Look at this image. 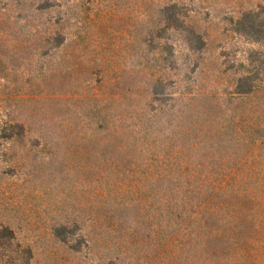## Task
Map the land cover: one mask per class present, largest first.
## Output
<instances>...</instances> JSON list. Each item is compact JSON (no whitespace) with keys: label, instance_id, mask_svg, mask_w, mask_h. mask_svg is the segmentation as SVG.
<instances>
[{"label":"rangeland","instance_id":"obj_1","mask_svg":"<svg viewBox=\"0 0 264 264\" xmlns=\"http://www.w3.org/2000/svg\"><path fill=\"white\" fill-rule=\"evenodd\" d=\"M169 1L0 0V133L11 118L36 122L38 128L42 125V130L48 131L67 116V103L74 107L82 100L77 90L86 88L85 79L91 74L94 79L105 76L117 94L122 93L127 87L123 78L130 74L139 78L143 69L148 70L141 46L149 39L156 47L155 53L165 57L167 72L158 90L162 92L161 104L169 105L168 114L173 117L172 123L166 125L167 137L181 121L186 122L187 133L178 136L177 132L168 141L170 157H174L180 142L186 146L181 165L182 191L183 184L193 181L191 188L198 179L202 193L213 179L221 186L227 182L230 188L248 187L252 212L257 204L252 197L256 187L264 186V39L258 31L264 30V25H258L264 23V0H179L184 24L167 30V39L160 40L154 26L160 17L159 9ZM246 11L250 13L248 17L244 15ZM51 27L67 34L64 44L57 38L49 39ZM190 27L205 32L206 47H192L197 43ZM150 58L152 64L153 53ZM251 88L257 90L258 100L235 99L238 92ZM238 101L240 106L247 102V111L237 112ZM189 104L192 114L184 119ZM256 123L263 129L258 136L263 147L259 139L252 142L253 138L241 131ZM8 144L7 139H0V221L15 228L17 241L47 235V219L53 215L71 218L78 212L87 220L84 231L97 236V240L113 234L106 221L109 218L97 222L95 212L107 190L118 184L110 182L108 186L101 180L100 185L97 169L88 179L71 171L61 177L57 168L53 174L49 165L42 163L45 153L40 149L29 153V162L18 168L4 156ZM156 148L160 150L162 146ZM147 156L150 167L146 184L154 188L159 167L157 161L149 159L154 158L153 151ZM25 157L20 156V161ZM45 159L48 161V157ZM120 160L118 170L122 171L126 165L125 160ZM104 167L103 175L111 172L110 180L116 181V168L109 164ZM245 174L250 175L247 180ZM99 188L104 195L97 194ZM121 190L125 193V188ZM206 197L207 192L193 198L192 207L187 202L186 207H179V200L170 215L168 231L167 227L161 230L158 210L153 216L148 213L147 197L135 202L133 208L127 202L132 212L130 236L124 245L131 255L126 264H251L253 259L242 256L239 263L234 257L220 255L210 259L203 227ZM224 211L225 207L219 214L222 216ZM166 221L167 217L164 225ZM253 233L249 224L246 235ZM113 236L109 239L115 240ZM38 245L37 259L41 264H97L106 260L108 250L114 249L116 243L91 242L72 254L73 258L54 256L51 251L55 246L49 242ZM249 245L243 247L245 256L251 253Z\"/></svg>","mask_w":264,"mask_h":264},{"label":"trees","instance_id":"obj_2","mask_svg":"<svg viewBox=\"0 0 264 264\" xmlns=\"http://www.w3.org/2000/svg\"><path fill=\"white\" fill-rule=\"evenodd\" d=\"M181 8L179 0H170L161 6L160 17L157 25L154 26L157 28L158 39H167L165 36L167 30L179 29L183 26ZM244 15L248 17L250 13L246 11ZM258 25L263 27L264 23L260 22ZM258 31L260 37L263 36L262 39H264V30ZM49 32V39L57 38L63 44L66 42V33H59L53 30V27ZM190 33L195 37L197 43V46L192 47L203 49L207 46L205 32L197 27H190ZM188 41L191 43V38H188ZM142 43L144 47L141 46V53L148 70L143 69L139 78L134 74L123 78L124 87L126 85L127 87L122 93L117 94L116 88L114 89L113 84L111 85L105 76L94 79L91 74L85 79L86 88L77 90L82 100L78 104L75 103L74 107L67 103L66 107L69 109L67 116L59 123H54L51 129L48 128L49 132L42 130V125L38 128L36 122L31 123L22 118H11L0 133V139L9 141L6 152L4 151L6 160L14 163L13 165H18V168H21L25 161L29 162V158H27L29 153L40 149L39 152L45 153L42 163L48 164L52 173L57 168L61 177L66 173L75 172V175L78 174L79 177L88 179L90 173L94 170L96 173L97 169L100 185L101 180L108 186H110V182L112 185L118 184L120 188L110 187L107 190L95 212L97 222L101 221L100 219L109 218L106 221L109 220V227L112 228L113 234L101 237L100 241L97 240V236L84 231L87 220H84L83 214L78 212V215L71 218L51 216L47 219L49 223L47 235H38L34 240L21 242L17 241L15 228L10 223L0 221V264H36L37 262L41 264L37 259V247L40 242H49L55 246V252L51 251L54 256L73 258L72 254H77L83 246H88L91 242L99 245L108 241L116 243L115 248H110L106 254V260H100L97 264H126L131 255L129 249L124 245L130 236V214L135 202L147 197L148 213L151 212L153 216L154 211L158 210L159 221L160 218L162 221V224L160 222L161 230L167 227L168 231L170 215L179 200V207H184L186 202L190 203L192 207L194 206L193 198H199L205 192H207V197L204 198L207 207L205 208L203 227L207 232L206 243L210 259L220 255L224 258L234 257L233 259L239 263L242 256L246 260L248 257L253 259L251 264H264V186L256 187L257 191L252 197L257 204L252 212L249 211L248 187L241 189L239 186H233L230 188L226 187L227 182L226 185L221 186V182H218L217 185V180L213 179V181L210 180L208 187L202 193V189L199 187L200 183L197 182L199 179H196L195 186L189 188L193 181L191 183L187 181L186 184H183L184 190L182 191L183 169L181 165L186 146L180 142L179 147L174 150L176 151L175 158L170 157L171 149L168 141L177 132L178 136L187 133L184 129L186 122L181 121L176 126L177 130L173 129L167 137L166 131L169 126L166 127V125L172 123L173 117L168 114L169 105L161 104L162 92L158 90V86L162 84L167 72L163 64L165 57L163 54L155 53L156 47L149 39ZM152 53L154 62L149 64L148 60L151 59L150 54ZM64 92L73 93L72 90ZM235 97L239 101L241 98L259 99L257 90L254 88L240 91ZM88 98L93 101L90 102ZM246 106H248L247 102L244 106L242 104L240 106L239 102L236 106L237 112H243L247 109ZM190 108L189 104L188 114L184 116V119L192 114ZM252 109L253 105L249 110ZM197 116L199 118L198 114ZM180 118H183V115ZM174 119H179V117L174 116ZM67 120L69 121L67 122ZM241 131L246 132L249 138H253L252 142H255L256 139H259L258 136L262 134L263 129L260 124L256 123ZM260 139V147H263V141ZM161 146L160 150L155 149V147ZM150 151H153L155 156L149 159L157 161L156 166L159 167L154 188H151L150 183L146 184L149 180L148 169L150 166L147 155ZM122 152H125L126 156L122 155ZM34 155L36 156V153ZM20 156H26L23 162L20 161ZM45 157H48V161ZM34 158L36 159V157ZM120 159L125 160L124 164L126 165L122 171L118 170L121 164ZM107 164L118 171L116 181L110 180L111 172L103 175L104 166ZM70 171L71 173H69ZM257 172L255 171V173ZM243 176L246 177V180L250 177L249 174ZM141 183H145V185L142 186ZM121 188H125V193ZM104 193L101 188L98 189V195H104ZM107 196H109L108 200ZM127 202L132 204V208H128ZM157 202L159 204L155 205ZM224 207L225 211L221 216L219 211ZM180 214L181 218L182 214ZM166 217L167 221L164 225ZM249 224H251V229H254L252 236L246 235ZM114 233H116L115 236H113ZM112 236L116 239H109ZM247 244H250L251 253L249 255L246 253L245 256V253L242 252L244 245L247 246Z\"/></svg>","mask_w":264,"mask_h":264}]
</instances>
